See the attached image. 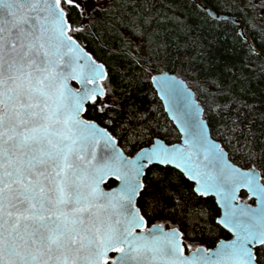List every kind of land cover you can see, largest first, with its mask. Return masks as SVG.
<instances>
[{
	"label": "snow or ice",
	"instance_id": "obj_1",
	"mask_svg": "<svg viewBox=\"0 0 264 264\" xmlns=\"http://www.w3.org/2000/svg\"><path fill=\"white\" fill-rule=\"evenodd\" d=\"M181 7L207 22L223 6ZM235 7L264 12V0ZM159 23L142 0H0V264H264V141L256 151L238 137L241 105L252 107L194 58L181 63L182 74L197 92L203 83L215 92L198 96L179 75L160 71L168 52L157 43L137 64L182 136L166 143L159 133L168 129L147 112L129 106L122 115L104 83L105 62L82 42L93 28L121 25L151 45ZM236 39L248 58L264 59V29L249 24ZM237 153L242 166L231 158ZM186 188L215 195L223 209L215 225L230 238L214 248L195 243L199 220L191 216L184 230L152 223L177 219L175 193ZM241 189L256 207L237 203Z\"/></svg>",
	"mask_w": 264,
	"mask_h": 264
},
{
	"label": "trees",
	"instance_id": "obj_2",
	"mask_svg": "<svg viewBox=\"0 0 264 264\" xmlns=\"http://www.w3.org/2000/svg\"><path fill=\"white\" fill-rule=\"evenodd\" d=\"M99 2L102 3L103 0ZM142 2H147L151 6L152 13L160 20L151 45L147 37L133 35L121 25H117L119 31L109 30L105 26L93 28L92 31L96 35L82 41L89 51H94V55L105 62L109 71V81L104 83H111L122 115L129 114V106L141 112H147L153 123L158 122L160 127L168 129L166 132L159 133L162 138L169 143L179 140V134L164 111L153 85L143 79L137 64V60L142 63L143 59L150 55L149 49H155L156 44L159 43L166 45L168 52L164 62L158 64L159 70L167 69L175 72L186 80L198 96L209 91L215 92V85L203 83L199 85L203 91L197 92V86L191 78L182 74V62L187 64L194 58L197 65L203 64L208 72L218 73L225 83H231L233 94L253 109L248 112L241 105L240 110L245 113L246 119L240 125L238 137L241 141L247 138L251 146L259 151L261 142L264 141V136H261V132L264 131V121L259 119L260 114L264 113V59L248 58L244 46L236 39V32L242 26L247 29L249 24L264 29V12L259 8L252 11L248 8L240 10L235 7L241 5L243 0H217V3L223 6L222 9H218L220 13L235 15L240 19L239 25H236L228 20H216L211 17L207 22L199 21L194 7L186 9L181 7L184 3L195 4L197 0H142ZM257 2L259 3L260 0ZM252 35L253 32L249 31V36ZM196 37H199V40L194 43ZM213 37L216 39L213 40ZM201 42L204 45L203 48L199 46ZM256 47L260 48L258 42ZM226 68H230L231 71H227ZM249 121H251L250 125ZM248 127H251L254 135H249ZM134 151L131 150L128 154H133ZM231 158L241 166L245 164L244 158L239 153ZM175 195L180 203L174 205L173 216L181 222L177 223V219H172L165 223L163 219H160L152 223L161 222L167 227L177 226L184 230L186 224L190 223L185 218L191 216L199 220V226L195 229V243L211 247L219 239L229 237L225 230L215 225L214 218L220 215V209L213 197L188 195L187 188L183 197L179 192ZM241 195L253 201L249 199L246 192L243 191ZM185 204L187 207L184 206ZM201 212L204 213L203 216L199 215ZM189 231H191L190 228ZM185 242L193 243L192 240Z\"/></svg>",
	"mask_w": 264,
	"mask_h": 264
},
{
	"label": "water",
	"instance_id": "obj_3",
	"mask_svg": "<svg viewBox=\"0 0 264 264\" xmlns=\"http://www.w3.org/2000/svg\"><path fill=\"white\" fill-rule=\"evenodd\" d=\"M220 16H221V18L219 19V20H228V21H231V22H233L234 23V21H236V20H239V22H240V19L237 17V16H235V15H230V14H228V13H220ZM243 28H245L244 26H242ZM161 71H163V72H167L169 75H172V76H177V74L175 73V72H171V71H169V70H167V69H164V70H161ZM155 74V73H154ZM180 78H182L181 76H180ZM182 79H184V78H182ZM185 80V79H184ZM74 83V82H73ZM185 83H187L186 82V80H185ZM188 84V83H187ZM153 85V87H154V89H155V91H156V89H157V85H155V84H152ZM74 86H77V85H75L74 84ZM189 86V85H188ZM190 87V86H189ZM190 88H192V87H190ZM193 89V88H192ZM193 92L195 93V91H194V89H193ZM156 93H157V95H158V97H159V93L156 91ZM160 98V97H159ZM161 100V99H160ZM161 102H162V106L164 105V101L163 100H161ZM167 114V113H166ZM167 116H168V118L171 120V118L169 117V115L167 114ZM171 122L174 124V126H175V128L177 129V131H178V133H179V130H178V128L176 127V125H175V122L174 121H172L171 120ZM180 134V133H179ZM162 138V137H161ZM164 139V138H163ZM165 140V139H164ZM165 142L166 143H169V142H167L166 140H165ZM179 143H182V136H181V134H180V139L178 140V141H176V142H174V143H172V144H179ZM147 146V145H146ZM128 154V153H127ZM133 155H134V153H133ZM233 163H235L234 161H233ZM237 164V163H236ZM238 166H241V165H239V164H237ZM113 186H115L114 184H113ZM246 192L247 194H248V197H249V199H251V200H253V201H249L248 199H243L242 198V195H241V193L242 192ZM209 196H211V197H213L214 199H215V201H216V197H215V195L214 194H210ZM239 197H240V199L237 201V203H247L248 205H251L252 207H256L257 205H256V197L255 196H252L251 195V193H249L248 192V190L247 189H241L240 190V192H239ZM217 205H218V207H219V209H220V215L219 216H222V214H223V209L220 207V205L217 203ZM154 223H160V222H154ZM164 227H165V230H167L168 229V227L167 226H165L164 225ZM226 238H230V236L229 237H226ZM226 238H221V239H226ZM205 247H207L206 245H204ZM216 246V244L214 245V246H211V247H208V248H214ZM188 251L189 250H185V254L187 255L188 254Z\"/></svg>",
	"mask_w": 264,
	"mask_h": 264
},
{
	"label": "rangeland",
	"instance_id": "obj_4",
	"mask_svg": "<svg viewBox=\"0 0 264 264\" xmlns=\"http://www.w3.org/2000/svg\"><path fill=\"white\" fill-rule=\"evenodd\" d=\"M171 134H173V132ZM171 134H169V135H171ZM165 135H168V133H165Z\"/></svg>",
	"mask_w": 264,
	"mask_h": 264
},
{
	"label": "bare ground",
	"instance_id": "obj_5",
	"mask_svg": "<svg viewBox=\"0 0 264 264\" xmlns=\"http://www.w3.org/2000/svg\"><path fill=\"white\" fill-rule=\"evenodd\" d=\"M170 227V226H169Z\"/></svg>",
	"mask_w": 264,
	"mask_h": 264
}]
</instances>
